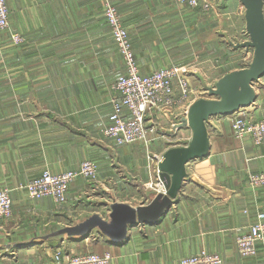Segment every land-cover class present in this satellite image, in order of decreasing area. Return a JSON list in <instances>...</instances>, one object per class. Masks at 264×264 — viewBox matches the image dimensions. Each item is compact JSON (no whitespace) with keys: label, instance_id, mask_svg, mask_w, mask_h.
<instances>
[{"label":"crops","instance_id":"0c3cea01","mask_svg":"<svg viewBox=\"0 0 264 264\" xmlns=\"http://www.w3.org/2000/svg\"><path fill=\"white\" fill-rule=\"evenodd\" d=\"M105 1L8 0L11 31L24 40L15 43L11 31L0 35V183L10 186L14 204L13 218L0 221V264H54L59 248L71 254L111 251L109 264H181L201 249L219 253L222 264H264V242L254 256H242L236 246V236L264 211V185L249 183L251 172L264 173V149L251 137L234 136L230 114L209 119L210 152L187 163L182 189L158 223L131 227L119 243L95 230L85 237L41 239L67 219L107 216L114 199L147 203L131 198L138 191L150 198L152 183L158 193L159 159L192 135L189 127L173 130L183 114L167 110L149 112L168 131L150 144L155 157L143 158L135 145L104 135L112 85L126 70L104 15ZM109 1L122 15L143 73L196 63L201 55L213 58L214 29L224 18L246 29L241 0H214L207 12L172 0ZM11 50V61L1 59ZM257 89V100L246 108L264 117V76ZM7 94L12 105L3 101ZM84 159L97 163L98 178L74 180L67 203L28 195L26 182L45 169L60 172ZM119 168L135 185L118 184Z\"/></svg>","mask_w":264,"mask_h":264},{"label":"built area","instance_id":"2783aa9c","mask_svg":"<svg viewBox=\"0 0 264 264\" xmlns=\"http://www.w3.org/2000/svg\"><path fill=\"white\" fill-rule=\"evenodd\" d=\"M172 1L204 12L213 10L215 5L214 0ZM103 9L113 40L122 54L126 67L125 72L112 85V111L109 122L103 129L104 135L120 145L143 143L150 146L157 138L165 137L168 131H162L158 118L149 117V112L181 111L184 116L194 101V99L189 100L192 88L187 73L194 64L170 65L150 73H143L120 11L109 0L105 1ZM7 31H11L10 8L8 0H0V35ZM243 32L246 39H249L246 29ZM10 37L15 43L24 40L18 32L11 31ZM230 120L235 137H251L255 145L264 149V117H257L251 110L241 107L230 114ZM98 175L97 165L91 160H85L76 168L60 172L46 169L30 179L25 187L32 198L52 197L57 203L65 204L68 201L70 185L74 180L84 178L95 181ZM159 182L158 192L166 191L162 180ZM249 183L253 187L264 185V173L251 172ZM12 215L13 200L10 189L0 184V221L8 220ZM263 242L264 211H260L248 229L236 236V246L242 256H254L258 254L259 245ZM112 259L111 251L101 254L87 250L71 254L59 248L55 252L54 264H109ZM222 263L223 257L219 253L206 249L181 259V264Z\"/></svg>","mask_w":264,"mask_h":264},{"label":"water","instance_id":"95a60500","mask_svg":"<svg viewBox=\"0 0 264 264\" xmlns=\"http://www.w3.org/2000/svg\"><path fill=\"white\" fill-rule=\"evenodd\" d=\"M241 2L249 39L238 43L231 41V44L235 48L252 47V59L246 66L223 74L213 86H206L210 96L194 100L187 114L174 125L173 130L189 127L192 135L187 144L169 147L159 159V177L166 191H160L147 203L136 206L114 199L107 216L99 212L92 213L78 222L41 235V239L85 237L97 230L111 242L119 243L128 237L131 227L156 224L168 213L188 175L187 163L205 157L210 152L209 119L215 115L231 114L253 104L258 98L257 82L264 76V0Z\"/></svg>","mask_w":264,"mask_h":264},{"label":"rangeland","instance_id":"374dc122","mask_svg":"<svg viewBox=\"0 0 264 264\" xmlns=\"http://www.w3.org/2000/svg\"><path fill=\"white\" fill-rule=\"evenodd\" d=\"M8 5H9V2H8ZM9 8H10V6H9ZM10 12H11V9H10ZM200 13L202 14V12H200ZM219 23H220L219 24L220 26L217 29H214V36L212 38L213 40H211L212 44H213V45L211 44L212 48H213V49H211V51L214 54V57L213 58L212 57H206L205 58L204 56L201 55L199 62H196V63H195V61L191 62L194 65L191 67V69H189L187 71V73L189 74L188 76H189L191 88H192V94H191L190 99H189L191 101L193 99L196 100V99L200 98V96L201 97H209L210 95H209L208 91H206V86H213L215 84V81H217L223 74L233 70L235 67L239 68V67L246 66L252 59V56H253V48L252 47H250L248 49L245 47L235 48L230 42V40L234 43L243 42V41L247 40L245 37V34L243 32V25L245 23L243 24V22L241 23V22H238L236 20H226V18H224L221 22L219 21ZM9 38H11V37H9ZM10 44L12 45L13 42L11 41ZM9 54H10V56L5 55L1 59H4L6 61H11L13 58L12 57V50ZM7 68H10V67L8 66ZM122 74H120V75H122ZM11 90H12V85L9 87H6L7 92L11 91ZM5 98L6 99H4L3 101L9 103V105H12V102H11L12 98H9L8 94ZM131 145L132 146L135 145V149L138 151H141L143 158H147V155L150 158H151V156L152 157L156 156L154 150L152 149V146H146L142 143H133ZM85 160H91L97 165V163L92 159H84L83 161H85ZM118 165H119V167L121 166L120 161H119ZM97 167H98V165H97ZM74 168H76V167H74ZM47 169H49V168H47ZM67 169H69V168H67ZM122 169L123 168H121V169L119 168V172H118L119 173V177H118L119 183L118 184H125L126 185L130 182L132 185H135L134 184L135 179L131 178L132 177L131 175H128L129 176L128 177L127 176L128 171L127 170L125 171ZM98 170H99V167H98ZM86 180H88V179H86ZM96 180L95 181L93 180V182H96ZM0 184H2V183H0ZM2 185L5 187H8L10 189V194H11L10 186L5 185V184H2ZM149 186L152 189L151 191L153 192V195H154L156 193V189H157V188L155 189V184L152 183ZM144 194L142 192L140 193L138 191L136 193V195H134L135 198L132 197L131 199L132 200L140 199V200L149 201L150 198L153 196V195H151L150 198H148V196L144 195ZM119 196L122 197L125 195L121 193V194H119ZM128 196L130 198L131 196H133V194L128 195ZM13 216H14V204H13V215L10 217V219H12ZM10 219H8V221ZM67 220H70V221H68L69 223H67V224L75 223V221H74L75 219H67ZM53 222L56 223V221H53ZM60 226H63V225H54V227H56V228H58ZM47 228H51V227L47 226ZM52 228H53V226H52ZM95 231H97V230H95Z\"/></svg>","mask_w":264,"mask_h":264},{"label":"trees","instance_id":"16d2710c","mask_svg":"<svg viewBox=\"0 0 264 264\" xmlns=\"http://www.w3.org/2000/svg\"><path fill=\"white\" fill-rule=\"evenodd\" d=\"M53 228H55V227H53ZM53 228H52V229H53ZM47 231H49V230H47ZM51 238H55V237H51Z\"/></svg>","mask_w":264,"mask_h":264}]
</instances>
